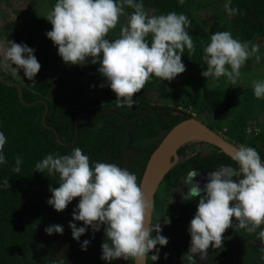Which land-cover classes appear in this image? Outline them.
<instances>
[{
	"label": "clouds",
	"instance_id": "1",
	"mask_svg": "<svg viewBox=\"0 0 264 264\" xmlns=\"http://www.w3.org/2000/svg\"><path fill=\"white\" fill-rule=\"evenodd\" d=\"M179 2L183 4L184 0ZM223 7L229 16L243 15L239 8L232 7L231 0H226ZM126 8L133 11L128 14ZM125 15L128 19L120 27L118 37L107 38ZM47 20L52 30L46 35L58 48L62 60L69 65L83 66L89 59L93 65L99 64L98 72L116 94L118 108L132 109L136 104L133 97L153 76L172 81L183 74L185 49L189 57L196 49L188 31L192 21L187 15L175 11L149 14L143 0H56ZM4 43L0 41V71L19 74L23 70L25 77L35 84L41 64L34 49L9 40L4 48ZM259 52L258 43L242 42L230 31H218L203 47L207 70L202 76L217 83L226 78L234 85L251 57L259 63ZM251 85L255 98L264 99V79H254ZM6 143L5 134L0 132V165L8 163L4 154ZM231 158L235 166L209 171L203 187L196 179L200 171L192 170L182 181L183 189H177L185 201L198 200L189 226L190 247L182 257L187 264H197V257L206 261L210 247L221 249L224 234L230 228L256 234L264 241V161L255 148L245 145L235 148ZM22 163L17 156L11 171L19 174ZM35 169L48 177H59V187H50L52 197L48 200L57 212L65 211L79 198L73 221L84 226L69 223L73 239L79 242L89 228L95 234L103 227L106 239L101 245L102 260L110 264L121 259L132 264H147L149 257L154 262L159 260L157 246H167L169 240L161 235V224L153 228V204L145 196L143 184L127 167L92 163L81 148L74 147L69 154H48L35 164ZM10 188L8 179L0 183V190ZM45 232L49 236L62 235L64 228L51 225ZM89 244V240L83 241L82 250L86 251ZM154 251L156 254L150 255ZM260 251L264 254V248Z\"/></svg>",
	"mask_w": 264,
	"mask_h": 264
},
{
	"label": "trees",
	"instance_id": "2",
	"mask_svg": "<svg viewBox=\"0 0 264 264\" xmlns=\"http://www.w3.org/2000/svg\"><path fill=\"white\" fill-rule=\"evenodd\" d=\"M143 3L164 14L175 11L187 15L178 0H143ZM231 3L243 15L229 16L225 12L223 17L215 14L202 21L206 31L201 28L202 40L197 42V37L194 40L195 60L202 69L207 67L203 61V47L210 43L212 34L229 31L225 25L228 22L232 32L242 40L259 35L264 47V0H231ZM192 26L200 27L196 23ZM4 29L7 40L34 49L41 70L35 77V84L28 79L23 83L0 71V132L7 138L4 154L8 161L0 165V183L8 179L11 185L10 189L0 190V264H49L50 261L110 264L101 259V245L106 239L103 227L95 234L89 228L79 242L73 239L69 223L84 226L82 222L73 221L79 198L65 211L57 212L48 200L52 197L50 187H59V177H48L47 173L36 171L35 164L48 154H69L74 147H79L92 163L100 161L125 167L124 150L129 140L148 141L139 148V157L132 167L140 183L152 152L188 115L166 100L172 81L151 78L133 97L136 104L131 111L126 106L118 108L116 94L98 71L66 64L58 50L51 47L48 38L38 42L27 29L19 28L18 20L7 22ZM186 51L185 56L189 54ZM101 84L104 87H100ZM17 86L21 88V97ZM234 96L233 89L204 88L200 111L205 116L197 119L216 131L214 123L228 116ZM194 144H184L177 151L178 161L162 181L167 190L174 189L192 170L202 172L235 166L219 148L211 145L206 150L191 149ZM17 156L23 161L19 174L11 171ZM197 204L198 200L182 201L177 223L191 221ZM51 225L63 226V234L47 235L45 228ZM85 240L90 241L86 251L82 250ZM155 254V251L150 253ZM111 264L132 262L121 259ZM147 264H154V261L149 257ZM205 264H216V260Z\"/></svg>",
	"mask_w": 264,
	"mask_h": 264
},
{
	"label": "rangeland",
	"instance_id": "3",
	"mask_svg": "<svg viewBox=\"0 0 264 264\" xmlns=\"http://www.w3.org/2000/svg\"><path fill=\"white\" fill-rule=\"evenodd\" d=\"M225 2L226 0H184L182 6L186 9L187 16L191 19L192 23L200 25L197 29L196 27L193 28L192 25L188 29L193 41L196 37L198 38L197 42L202 40L199 30L203 28L202 30L206 31V25L202 24L204 18L216 13L219 14V18L224 16L226 11L223 5ZM55 3L56 0H0V41H5L4 48L8 47L4 29L7 22L18 20L19 28L22 30L27 29L38 42L43 38H48L46 33L52 30V25L47 20V17ZM145 9L149 14H164L151 7H145ZM125 11L130 14L133 10L126 8ZM127 19V15L122 16L120 23L109 33L107 38H117L120 27L127 22ZM228 23H226V27L228 26L227 28H229L234 38L242 42L251 41L260 45L259 63L256 62L255 57H251L246 62V66L241 69V79L234 85L229 83L226 78H221L217 83L211 78L207 80L202 76V72L206 71L207 67L202 71L200 64L196 63L195 49V53L190 57L188 53V55L182 57L184 65L190 66L191 70L186 71V78L182 85L178 84L177 81L171 83V87H169L166 94V100L189 116L204 118L205 115L200 111L204 88L211 90H235V96L228 116L214 123V127L217 128L216 132L236 146L245 145L255 148L261 158H264V99L258 100L255 98L251 85V81L254 79H264V47L259 35L255 34L250 39L242 40L232 32V25L230 27ZM48 40L51 47L58 50L49 38ZM0 55H2V50H0ZM99 66V64L93 65L89 59L81 67L86 71H98ZM199 71L201 74L197 76V72ZM6 73L23 83L27 82V77H25L23 70L19 74ZM154 78L156 77L153 76L152 79ZM188 82L191 84H188ZM147 142L129 140L124 150L125 167L129 171L132 172L134 162L139 157V148ZM195 148L206 150L210 149L211 145L209 143H196L191 149ZM183 179L172 190H167L163 184H160L157 190L151 223L153 228L157 224H161V235L167 237L169 243L164 247L157 246L160 250L159 260L154 262V264H187V261L183 260L182 257L188 252L190 247L191 236L189 226L191 221L177 223L180 214V204L184 201L180 191L177 189H183ZM196 179L200 181L203 187V184L206 183V174H201ZM261 248H264V241L259 240L256 234L249 235L244 230L236 232L230 228L224 234L223 247L218 250L210 247L206 261L215 259L216 264H264V259L261 258L264 255L260 251ZM206 261H200L197 257V264H205Z\"/></svg>",
	"mask_w": 264,
	"mask_h": 264
},
{
	"label": "water",
	"instance_id": "4",
	"mask_svg": "<svg viewBox=\"0 0 264 264\" xmlns=\"http://www.w3.org/2000/svg\"><path fill=\"white\" fill-rule=\"evenodd\" d=\"M7 83L9 84V82ZM17 88L19 96L21 97V88L19 86H17ZM195 136H203L206 140V143H209L210 145L219 148L224 154H226L230 158L232 156L233 150L238 147L224 139L220 134L209 128L196 117L188 115L186 120L179 122L165 135L160 144L150 155L145 170L142 174L140 183L143 184V191L145 193V196L148 198L149 202L153 204V209L155 195L160 184L162 183L165 175L178 161L177 151L181 148V146L187 144L185 143L186 141H189L190 138ZM173 148L176 149L175 159L172 163V166L166 171L162 172L160 163L164 159L165 155Z\"/></svg>",
	"mask_w": 264,
	"mask_h": 264
},
{
	"label": "bare ground",
	"instance_id": "5",
	"mask_svg": "<svg viewBox=\"0 0 264 264\" xmlns=\"http://www.w3.org/2000/svg\"><path fill=\"white\" fill-rule=\"evenodd\" d=\"M185 143H206V140L203 136H195L186 141ZM175 149H171L164 157V159L160 163V167L162 172L166 171L172 166V163L175 159Z\"/></svg>",
	"mask_w": 264,
	"mask_h": 264
},
{
	"label": "crops",
	"instance_id": "6",
	"mask_svg": "<svg viewBox=\"0 0 264 264\" xmlns=\"http://www.w3.org/2000/svg\"><path fill=\"white\" fill-rule=\"evenodd\" d=\"M216 14H218V13H216ZM226 14V13H225ZM219 15V14H218ZM226 16V15H225ZM226 25V24H225ZM185 59H186V57H185ZM191 70V68H190V66H186V71H188V70ZM193 69V68H192ZM203 70H205V69H202V71ZM184 72L183 74H180L179 76H177L174 80H172V83H174V81H177L178 82V84H180V85H182V83H184V79L186 78L185 77V75L187 74V72ZM201 74V72L199 71V72H197V76L198 75H200ZM193 75H194V70H193ZM188 84H191V83H189L188 82ZM175 85V84H174Z\"/></svg>",
	"mask_w": 264,
	"mask_h": 264
},
{
	"label": "flooded vegetation",
	"instance_id": "7",
	"mask_svg": "<svg viewBox=\"0 0 264 264\" xmlns=\"http://www.w3.org/2000/svg\"><path fill=\"white\" fill-rule=\"evenodd\" d=\"M218 168H219V167H218ZM218 168L209 169V170H205V171H202V172L200 171V173H201V174H206V176H207V173H208L209 171L216 170V169H218ZM187 174H188V173H187ZM187 174H186V175H187ZM186 175H185V176H186ZM185 176H184V177H185ZM182 179H183V178H182ZM161 184H162V183H161ZM155 197H156V195H155ZM154 204H155V202H154ZM153 212H154V209H153Z\"/></svg>",
	"mask_w": 264,
	"mask_h": 264
}]
</instances>
